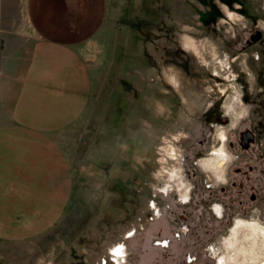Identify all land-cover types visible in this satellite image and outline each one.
<instances>
[{
  "label": "rangeland",
  "instance_id": "rangeland-1",
  "mask_svg": "<svg viewBox=\"0 0 264 264\" xmlns=\"http://www.w3.org/2000/svg\"><path fill=\"white\" fill-rule=\"evenodd\" d=\"M26 1L0 0V66ZM89 12L92 96L58 138L66 202L45 224L0 209V264H216L237 219L264 227V187L220 190L242 179L232 132L264 130V0H90ZM255 29L260 43L240 52ZM252 48L261 64L247 66ZM221 144L214 180L200 160Z\"/></svg>",
  "mask_w": 264,
  "mask_h": 264
},
{
  "label": "crops",
  "instance_id": "crops-1",
  "mask_svg": "<svg viewBox=\"0 0 264 264\" xmlns=\"http://www.w3.org/2000/svg\"><path fill=\"white\" fill-rule=\"evenodd\" d=\"M26 2V23L0 66V209L15 219L37 210L33 223L45 224L66 202L71 166L58 138L89 105L84 48L97 30L90 0Z\"/></svg>",
  "mask_w": 264,
  "mask_h": 264
},
{
  "label": "flooded vegetation",
  "instance_id": "flooded-vegetation-1",
  "mask_svg": "<svg viewBox=\"0 0 264 264\" xmlns=\"http://www.w3.org/2000/svg\"><path fill=\"white\" fill-rule=\"evenodd\" d=\"M261 36L262 35L259 30H252L239 47V51L241 52L249 50V48L259 44ZM259 49L262 50V47H260ZM251 50H253V48ZM246 52L248 54L246 63L247 66L251 65L252 62L249 61H252V59H256V62H259V64H261L260 57L258 56V54H260V51L256 49ZM262 53L264 52L262 51ZM249 55H251V57ZM253 77L258 79L256 74L254 73ZM259 79L264 80V77ZM262 90L263 89H257V92ZM240 124H242V126L236 131L232 132L234 139L232 138V141L230 142L227 141V145L229 148H232V151H234V145H237V147L240 149L233 157V160L238 162L240 165H235L232 168V172H234L235 174L240 173L242 179L241 181L233 184V181L230 178L229 183L227 181L224 182L222 186H220V190L223 192H228L232 188V186H234L237 187L236 189L238 191H248L254 193L255 190L259 191L261 190L260 188L264 187V153L260 152H264V130L260 128L257 129L258 127L254 129V123H252V121H248L247 126L245 125L244 121ZM229 171L227 173L228 176H230ZM251 175H254V177H256L253 178ZM250 177H252L254 180L251 181ZM253 195L251 197L252 199H255V196Z\"/></svg>",
  "mask_w": 264,
  "mask_h": 264
},
{
  "label": "bare ground",
  "instance_id": "bare-ground-1",
  "mask_svg": "<svg viewBox=\"0 0 264 264\" xmlns=\"http://www.w3.org/2000/svg\"><path fill=\"white\" fill-rule=\"evenodd\" d=\"M170 150L172 153L173 148H170ZM226 156L223 144H221L216 150L214 158H203L200 160V164L209 172L211 178L214 180L220 179L224 175L222 159L225 160ZM180 191L184 196L187 194L185 188H181ZM223 241L225 247L229 250L220 253L216 264H264V227L259 225L258 222L237 219L230 236ZM118 247L121 248L115 246L114 249Z\"/></svg>",
  "mask_w": 264,
  "mask_h": 264
},
{
  "label": "snow or ice",
  "instance_id": "snow-or-ice-1",
  "mask_svg": "<svg viewBox=\"0 0 264 264\" xmlns=\"http://www.w3.org/2000/svg\"><path fill=\"white\" fill-rule=\"evenodd\" d=\"M129 235H131V233L129 234ZM113 252H114V254H115V256H120V254H121V249L118 247V248H116V249H113Z\"/></svg>",
  "mask_w": 264,
  "mask_h": 264
},
{
  "label": "built area",
  "instance_id": "built-area-1",
  "mask_svg": "<svg viewBox=\"0 0 264 264\" xmlns=\"http://www.w3.org/2000/svg\"><path fill=\"white\" fill-rule=\"evenodd\" d=\"M114 253V252H113Z\"/></svg>",
  "mask_w": 264,
  "mask_h": 264
}]
</instances>
